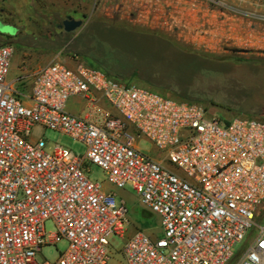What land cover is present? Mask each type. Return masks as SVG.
<instances>
[{"label": "built area", "instance_id": "built-area-1", "mask_svg": "<svg viewBox=\"0 0 264 264\" xmlns=\"http://www.w3.org/2000/svg\"><path fill=\"white\" fill-rule=\"evenodd\" d=\"M102 6L109 18L193 45L207 47L215 37L234 42L243 28L255 39L256 29L227 15L219 1L106 0ZM13 52L0 46V264H112L108 236H123L128 210L89 180L87 164L112 186L130 187L160 218L161 237L135 231L126 238L125 264H264V225L255 223L264 202V119L221 121L203 103L165 97L83 63L40 67L28 91V75L8 79ZM74 97L89 104L86 114L67 111ZM34 126L82 142L85 153L32 140ZM140 138L160 155L142 153ZM49 220L53 233L45 230ZM247 237L243 253L235 254ZM61 241L66 248L54 262L38 260L43 248Z\"/></svg>", "mask_w": 264, "mask_h": 264}, {"label": "rangeland", "instance_id": "rangeland-1", "mask_svg": "<svg viewBox=\"0 0 264 264\" xmlns=\"http://www.w3.org/2000/svg\"><path fill=\"white\" fill-rule=\"evenodd\" d=\"M105 1L0 0V4L16 17L15 21L26 26L18 39L0 41V46L11 45L14 51L8 79L13 81L21 74L28 75L23 82L24 88L29 91L31 76L46 64H90L92 62L87 52L92 49L95 39L94 28L114 27L133 33L113 40V52L119 63L131 64L135 68V75L127 83H135L170 97L173 94L160 86L170 84L175 94H185L189 88L205 91L208 102L204 106L207 112L221 121L238 116L264 119V0H214L227 4V15H239L242 24L250 23L256 29L255 39L243 28L239 40L225 43L220 37H215L207 47L193 45L173 33L144 28L124 19L109 18L102 6ZM41 10L46 16L41 14ZM37 16L41 18L38 20ZM67 16L82 20V27L68 34L59 31L56 24ZM33 21L37 22L36 27ZM244 41L248 44L245 45ZM249 41L253 43L249 44ZM14 87L23 91L18 84ZM66 109L84 115L89 111V104L74 97L68 101ZM105 109H109V106L105 105ZM31 133L32 140L41 137L49 148L61 145L75 156L85 153L86 147L82 142L61 132L34 126ZM137 146L147 156L160 155L145 138H140ZM85 170L89 180L100 183L104 192L114 193L117 200L124 201L128 210L129 225L123 236H108L111 263L125 264L121 249L126 238L135 231H141L152 239L161 237L160 218L143 206L130 187L119 189L112 186L106 181L102 170L95 165L87 164ZM255 223L264 225V202L258 209ZM45 230L47 233L55 231L51 220L45 223ZM248 240L247 237L244 242L234 246L233 252L242 254ZM65 248V241L45 247L38 254V260L54 262Z\"/></svg>", "mask_w": 264, "mask_h": 264}, {"label": "trees", "instance_id": "trees-1", "mask_svg": "<svg viewBox=\"0 0 264 264\" xmlns=\"http://www.w3.org/2000/svg\"><path fill=\"white\" fill-rule=\"evenodd\" d=\"M94 29L95 31L93 33V36L95 39L92 45V49L87 52L92 63L87 65L105 72L112 79L123 82L129 81L135 75L134 65L119 63V60L115 57L113 52L115 49L113 40H116L118 37L123 38L125 34L131 35L132 32L116 29L114 27L104 29L95 27ZM154 37L163 39L164 41H168L164 37L158 35H155ZM105 48H108V50ZM144 81L147 82V80ZM173 85L176 86L177 84ZM160 88H163L166 90V92L173 94V96L171 97L160 94L165 97L203 104L208 102L205 91H194L189 88L187 89L185 94H175L171 89L170 84L160 86Z\"/></svg>", "mask_w": 264, "mask_h": 264}, {"label": "flooded vegetation", "instance_id": "flooded-vegetation-1", "mask_svg": "<svg viewBox=\"0 0 264 264\" xmlns=\"http://www.w3.org/2000/svg\"><path fill=\"white\" fill-rule=\"evenodd\" d=\"M40 12H42V10ZM37 13H38V11H37ZM41 14H43V16H46L43 12ZM40 18H41L40 16L39 17L37 16L36 19L39 20ZM71 18L76 19V20H79L78 18H75V17H71ZM65 19L61 20L60 23H57L56 26H57V29L59 31H62L64 34H68L67 32H65L63 30V21ZM15 20H16V17L13 15V13L12 12H8L2 6V4H0V26H9V27H12V28L15 29V33L12 34V35L11 34H8V33L0 32V41L8 40V39L16 40V39H18L21 36V34L23 32V28H25L26 26L20 25ZM35 23H37V22L33 21V26L36 27Z\"/></svg>", "mask_w": 264, "mask_h": 264}, {"label": "water", "instance_id": "water-1", "mask_svg": "<svg viewBox=\"0 0 264 264\" xmlns=\"http://www.w3.org/2000/svg\"><path fill=\"white\" fill-rule=\"evenodd\" d=\"M83 25L82 20H76L68 16L64 21H63V30L67 33L73 32L79 28H81ZM0 32L3 33H8V34H14L15 29L9 26H0Z\"/></svg>", "mask_w": 264, "mask_h": 264}, {"label": "crops", "instance_id": "crops-1", "mask_svg": "<svg viewBox=\"0 0 264 264\" xmlns=\"http://www.w3.org/2000/svg\"><path fill=\"white\" fill-rule=\"evenodd\" d=\"M72 113V112H71Z\"/></svg>", "mask_w": 264, "mask_h": 264}]
</instances>
